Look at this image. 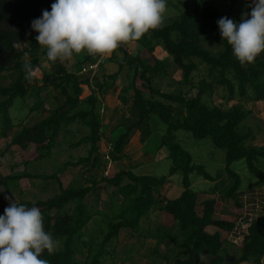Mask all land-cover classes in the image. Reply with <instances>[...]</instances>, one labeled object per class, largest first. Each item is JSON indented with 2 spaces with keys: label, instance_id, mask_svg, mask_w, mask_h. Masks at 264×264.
<instances>
[{
  "label": "trees",
  "instance_id": "obj_1",
  "mask_svg": "<svg viewBox=\"0 0 264 264\" xmlns=\"http://www.w3.org/2000/svg\"><path fill=\"white\" fill-rule=\"evenodd\" d=\"M223 1L194 0L192 11L179 9V16L163 22L139 41H133L138 45L137 51H129L122 45L112 53L108 61L116 63L119 70L112 75L102 73L100 77L97 72L104 70L101 56H86L77 63L75 71H69L61 61L53 63L56 68L53 72L41 67L46 51L37 43L38 33L31 23L42 16L43 10L51 11V0H0V139L12 136L11 129L16 125L12 111L28 108L32 115L44 111L46 103L53 101L50 115L33 125H26L25 117L19 120L21 129L12 133L11 142L0 155L9 152L12 146L24 150L34 146L38 157L24 163L23 174L7 176L0 182V188H4V193L15 191L23 179L58 182L61 192L54 198L19 203L38 207L45 230L59 242L55 252L51 255L45 252L41 257L49 264H105L107 249L122 230H130L143 250L151 237L144 224L149 223L154 214L172 217L174 225L166 236L151 237L155 238V244L146 252L150 264H250L264 260V215L249 225L240 243L223 239L220 232L232 233L236 221L217 217L215 187L196 191L191 180L197 175L209 181L207 183H215L226 172L232 183L227 197L233 198L242 188L243 179L232 165L245 162L258 185L264 187V172L259 167L264 159V147L252 146L255 133L247 124L250 112L245 105L264 102V53L249 64L241 65L235 59L215 23ZM246 1L250 4V0ZM179 3L181 8L185 7V1ZM232 10L231 7L226 17L235 21ZM211 30L217 32L213 39L221 48L218 53L206 46ZM158 48L162 50L161 57L155 55ZM170 62L182 71L183 80L174 83L175 90L163 92L154 80L169 75ZM26 63L38 68L40 74L26 79L23 70ZM97 63L101 69L95 74L82 72L89 64ZM123 73L129 84L123 88L121 98L131 100L130 117L122 121L116 139V132L109 135V150L105 140L108 137L102 133L101 98ZM221 88L223 93L218 94ZM131 90L133 95L129 97ZM86 93L88 95L83 97ZM57 94L60 101L56 100ZM217 96L227 104L226 109L223 103L215 104ZM28 99L34 100L32 106L28 105ZM157 120L164 122L167 130L153 154L157 155L164 147L169 150L172 167L167 177L137 176L132 168L112 178L99 173L103 165L101 143L103 149H108L110 161L122 160L133 133ZM77 122L89 129L90 134L73 141L69 147L79 149L91 145L88 155L65 163V168L63 164L56 165L54 152L68 144L69 139L76 138L71 128ZM180 131L190 133L197 140L210 139L225 153L222 174L216 172L215 178L212 167L194 161L179 142L177 133ZM47 163L55 170L53 174L30 171L33 166L44 167L42 165ZM77 165L85 169L83 183H73L64 189L59 175ZM177 174L182 176L183 192L178 198L169 199L162 189ZM101 190L106 191L108 200L104 202L105 207L99 209ZM70 206L73 208L69 210ZM3 214L4 209L0 208V215ZM92 221L98 223L99 229L88 232L86 227ZM163 246L162 253L160 247ZM229 246L235 250L230 257ZM132 254L128 253L122 263L137 264Z\"/></svg>",
  "mask_w": 264,
  "mask_h": 264
},
{
  "label": "rangeland",
  "instance_id": "obj_2",
  "mask_svg": "<svg viewBox=\"0 0 264 264\" xmlns=\"http://www.w3.org/2000/svg\"><path fill=\"white\" fill-rule=\"evenodd\" d=\"M51 1L52 3L55 2V0H51ZM180 1L181 0H167L168 10L165 13L164 22L169 21L171 18L179 16L181 14L179 9H181V11L183 10L184 12H190L193 10L194 0H182V1H185V7H182V8L179 3ZM249 5L250 4H248L246 0H237V1L224 0L222 2V6L220 9L221 13L217 21L221 17L228 16L230 12V8L232 7L233 8L232 10L233 19L238 23L241 20L242 13L251 11V8L249 7ZM215 35H217V32L215 30H211L210 35L207 38L206 46L210 48V50H212L213 53H218L221 50V48L218 46L217 42H214L213 37ZM124 45L129 51H134V50L137 51L134 47V45L136 44L133 43V41L128 44H124ZM161 54H162V50L158 48L156 50L155 55H157V57H161ZM119 55L122 56V54L120 53ZM86 56H89V55L87 53H82L80 55H74L70 60H66L63 62L66 63L67 68L70 71H75L77 67V63L79 61H82ZM111 56L112 54L109 56L101 57L104 67L107 66L108 68H110L108 70V74H110L111 72L116 73V71L119 70L118 69L119 66H116V64L112 61H108L110 60ZM171 63L172 62L168 63L167 65L169 75L166 77L163 76L160 79L154 80L155 85H157V87L161 89L163 92H171L175 90L177 86L174 83L176 81L178 82V81L183 80L182 71H179L176 68H174L175 67L174 64H171ZM200 69H203V67H201ZM97 73H99V76L102 77L103 72L101 70ZM128 82L129 81L126 78V74L123 73L120 76V80L118 81L117 85L120 88H124L128 86L129 84ZM39 85H42L41 81H39ZM222 93L223 92L221 88L218 94H222ZM132 95H133V91L131 90L129 93V97H131ZM85 96L86 95H83V97ZM101 99H102L101 100L102 103H104L105 102L104 96H102ZM130 101L128 99V101L125 102L124 104L122 101L118 100L117 94L114 93L112 96L107 98V102L105 104L112 108L113 106L119 107L120 113H123L125 115V118L126 117L128 118L130 114L129 113V108L131 105ZM222 101L223 99L217 96L215 104L221 105ZM52 102L49 100L44 106L45 107L44 111L36 112L35 114H32V115H29L28 108H26V110H23L21 112L12 111V116L16 123L15 127L11 129V131H13L12 133L15 134L21 129V127L19 126L20 125L19 120H22L24 117H25L24 123L26 125L31 126L34 123H36L39 119L49 116L50 115L49 111L53 108ZM33 104H34V100L28 99V105L32 106ZM245 105H246V108L250 107V103H246ZM104 106L105 105H103L101 109L102 122H103L102 133L105 134V137H106L107 135H109L108 123L110 120V114L112 112L109 111L107 107L104 108ZM247 124L253 129L255 128V125H256V123L251 118L247 120ZM71 129H72L73 134L76 135V138L69 139L68 144L59 146V149H56L54 152L53 162L56 165H60V166L63 164L62 166L64 168H65L64 166L65 163L72 162V161L76 162L79 158L88 155V150H90V147H91V145L86 144V145H83L79 149L70 148L69 146L73 141L75 142L79 141L81 137H84L90 134L89 129L84 128V126L80 122H77L76 124H74V126H72ZM166 130H167V126L161 120H157L156 122L152 121L150 124H145L140 128L139 132L146 133L145 136L147 139H146V143L145 142L143 143L145 145L144 149L141 150L140 153H138L139 159L135 160V161H141L140 166L137 169H133L134 173L137 176L149 175L151 177L161 178L164 176L167 177L169 175L170 169L172 167L171 160L166 159V160H162L161 162H158L156 160L158 154L157 155L153 154L154 149L161 142V138L163 135H165ZM119 132L121 131H118V133L116 132L114 134V139L118 137ZM12 133L10 134V136L14 135ZM11 137H9V139H3V140L0 139V152L6 149L7 143L11 142ZM177 137L179 139L181 146L192 154V157L195 162L205 163L209 165L210 167H212L214 171L211 173L215 178L217 177V175L215 176L216 172H219L220 174H222L220 171L224 169L223 165L225 164L224 163L225 153L221 151L220 149H217L214 146L212 140L210 139L197 140L193 138V136L190 133H187L185 131L178 132ZM105 140L107 141L105 142L108 144L107 146L109 147V150H111V143L108 141V138ZM144 140L145 138L143 139V141ZM259 142L260 143L264 142V139L260 138ZM102 145L103 143H101L100 157H101V160L103 161V165L99 171L100 174H103L104 177L112 178L116 173H119L121 171H129L131 169L129 167L130 161L132 162L133 159H135V157L133 158L130 157L128 159L126 157L119 161H110L109 160L110 155H108L106 152L108 149H105V148L103 149ZM163 150H164V153L166 154V157L169 156V150H167L166 147H164ZM134 156H137V155H134ZM37 157H38L37 149L34 146H30L29 149L27 150H24L19 146H12L9 152H6V154L4 155H0V182H3L7 176H10V175L15 176V175L23 174L25 171L24 163L29 160L34 161ZM42 166L44 167L33 166L30 168V171L38 172V173L44 172L47 174H53L55 172L53 167H51L50 164L48 163L43 164ZM260 167H263V165H260ZM232 169L235 172L239 173V175L242 177L243 184L247 186L252 185L254 176L251 175L249 171L247 170V166L245 162H238V163L233 164ZM84 170L85 169L81 165L70 166L69 168H67L64 173H61L59 175L60 180L62 182L61 183L62 187L66 189L69 185L73 183H83L84 180L82 176H83ZM87 176L88 174H86V177ZM191 180L193 184V189L196 191H202V190L214 188L213 183L206 184L204 180H202V178L197 175H193L191 177ZM206 182H209V181H206ZM168 183L170 184L175 183L178 185L177 187L182 189V176L179 174L174 175ZM168 185L166 184V186ZM164 188H165V191H164ZM164 188L162 189V191L166 192L167 188L165 186ZM60 192H61L60 186L58 182L56 181L45 182L42 180L23 179L19 183V188L16 189L15 191H9V193H4V188H0V208L5 209L6 207H8L10 200L11 201L15 200L17 204H19L22 200L26 202H34V203L38 201H48L54 198L55 196L59 195ZM170 195L171 194H169V196ZM5 197H8L9 199H6ZM107 200H108V194L106 193V191L101 190V201L99 202V206H98L99 209L105 207L104 202H106ZM95 201L96 199L95 197H93L91 199L92 204H94ZM71 208L73 207L71 206L68 207L69 210ZM173 225H174V221L172 217H169L168 215L156 216L154 214L150 222L144 224V228L149 229L148 233L150 234L151 237H160V236H166L167 233L169 232V229ZM98 229H99L98 223H96L95 221H92L86 227V230L88 232H95ZM220 234L221 236L224 237L223 239H228L227 232L221 231ZM151 237L148 239L147 245L144 248H142L143 250H141L140 244L137 242L138 241L137 237L133 236L130 230H122L118 239L114 240L109 245L107 249L108 256L106 257L105 264H123L122 260L126 258L128 253H131V252L133 253L132 255L136 257L134 258V262H137V264H150V260L146 258V254L148 253L147 248L155 244L153 240L155 238H151ZM229 247H230V252H229L228 257L232 256L235 253V250L231 246ZM160 248L163 253L165 251V247L163 246ZM250 264H264V260L261 263L252 262Z\"/></svg>",
  "mask_w": 264,
  "mask_h": 264
},
{
  "label": "clouds",
  "instance_id": "obj_3",
  "mask_svg": "<svg viewBox=\"0 0 264 264\" xmlns=\"http://www.w3.org/2000/svg\"><path fill=\"white\" fill-rule=\"evenodd\" d=\"M249 7L238 23L226 16L217 21L222 41L241 65L264 53V0H250ZM167 10V0H55L31 27L47 60L55 63L82 53L109 56L161 26ZM23 70L28 80L39 71L30 63ZM58 243L45 230L38 207L10 200L0 215V264H49L41 257L55 252Z\"/></svg>",
  "mask_w": 264,
  "mask_h": 264
},
{
  "label": "crops",
  "instance_id": "obj_4",
  "mask_svg": "<svg viewBox=\"0 0 264 264\" xmlns=\"http://www.w3.org/2000/svg\"><path fill=\"white\" fill-rule=\"evenodd\" d=\"M133 43H135V42H133ZM135 44L136 45H134V47L136 49L138 45H137V43H135ZM40 64H41V67L43 68V70L46 72H53L56 69L55 67H53V65H54L53 62L48 61L46 58H43L41 60ZM61 64H64L67 67L66 63H64L63 61H61ZM116 66H118V65L116 64ZM104 68H103L104 70L102 71L103 75L104 74L105 75L114 74L112 72L110 74H108V70L110 68H108L107 66H105ZM39 73H40V71H39ZM39 73H37V75ZM116 73H117V71H116ZM122 90H123V88H120L116 84L106 93V95L104 97V101H105L103 103V105H105L104 108L107 107V109L112 112L110 114V120L108 123L110 136H112V134L114 132L119 130V128L121 127V123L128 120L130 117V115H129L128 118L127 117L125 118V115L123 113H120L119 107L113 106V108H112V107L107 106L105 104L107 102V98L112 96L114 93L117 94L118 100L122 101L125 104V102H127V101L121 98ZM85 95L87 96L88 94L86 93ZM58 96L59 95L57 94L56 100L60 101L61 99ZM52 100H54V99L52 98ZM222 103H223V101H222ZM222 107L224 109H226L227 104L222 105ZM104 108H103V110H104ZM247 109L250 112V118L256 123V125H255L256 129L254 128L255 135H254V138L252 141V146L264 147V142H262V143L259 142L260 138L264 139V102L250 103V107H248ZM140 128L138 131L133 133L131 140H130V143L124 152L125 158L127 157V159L130 157L131 158L135 157V159H133L132 162L130 161L129 167L132 169H137L140 166L141 161H135V160L139 159L138 153H140L141 150L144 149L145 145L143 143L144 142L146 143V139H147L145 136L146 133L139 132ZM109 135H107L108 141L110 140ZM144 138H145V140L143 141ZM134 155H137V156H134ZM168 157L169 156L166 157V154L164 153V150L162 149L158 153L156 160L158 162H161L162 160L168 159ZM260 165H263V167H260ZM259 167H260L261 171L264 172V159H261V161L259 163ZM205 183L209 184L207 182H205ZM168 184H167L168 186L165 185V187L167 188V191L164 192L165 195L169 199L178 198L182 194L183 190L180 189L179 187H177L178 185L175 183H172V184L168 183ZM213 186L215 187V192H214L213 198L217 200V202H216V215L221 220L229 221V220L234 219L236 221L233 232L230 234L227 233V238L231 242L240 243L242 241V237L246 234V231H247L246 229L249 227V225L252 222L256 221L258 217L264 215V187L259 186L257 181L255 180V178H253L252 185L247 186V185L243 184L242 188L238 192H236V194L233 196V198H228L227 193H229V190L232 188V183L230 182V178L227 176L226 173H223V176L219 177L216 180V182L213 183ZM164 191H165V188H164ZM169 194H171V195L169 196ZM234 197H235V199H234ZM240 212H242V213H240ZM223 232H225V231H223Z\"/></svg>",
  "mask_w": 264,
  "mask_h": 264
},
{
  "label": "built area",
  "instance_id": "obj_5",
  "mask_svg": "<svg viewBox=\"0 0 264 264\" xmlns=\"http://www.w3.org/2000/svg\"><path fill=\"white\" fill-rule=\"evenodd\" d=\"M99 65L100 63H97V64H89L87 67H85L83 69V73H89V72H92V73H96L98 71V68H99Z\"/></svg>",
  "mask_w": 264,
  "mask_h": 264
}]
</instances>
